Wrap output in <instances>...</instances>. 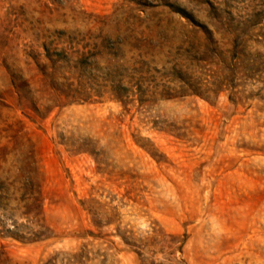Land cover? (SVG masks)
Wrapping results in <instances>:
<instances>
[{
  "label": "rangeland",
  "instance_id": "374dc122",
  "mask_svg": "<svg viewBox=\"0 0 264 264\" xmlns=\"http://www.w3.org/2000/svg\"><path fill=\"white\" fill-rule=\"evenodd\" d=\"M0 180L33 183L49 229L0 236L3 264H139L116 225L184 236L187 264H264V0H0Z\"/></svg>",
  "mask_w": 264,
  "mask_h": 264
},
{
  "label": "trees",
  "instance_id": "16d2710c",
  "mask_svg": "<svg viewBox=\"0 0 264 264\" xmlns=\"http://www.w3.org/2000/svg\"><path fill=\"white\" fill-rule=\"evenodd\" d=\"M71 52L74 53L73 49L67 51V54L64 53V56H70ZM78 55H84L83 51H80ZM46 56L49 58V55ZM113 86L121 87L118 82H115ZM78 94L82 96L89 94V97H81L83 100H88L87 98L93 94L100 96L99 93H92L85 89L78 91ZM114 98L122 100L119 95H115ZM107 197L109 202L104 203L92 197L88 200V212L95 225L99 227L110 226L117 222L116 206L110 205L114 196ZM41 211V195L33 183H22L15 187L12 183L0 180V236L22 242L49 237V229L43 222ZM22 219L25 221H19ZM115 233L137 254L139 264H187L183 257L186 239L180 234L165 233L158 229L136 234L132 229L121 228L119 225H116ZM100 255L104 256V253L93 251L87 245H83L71 252H56L44 264H95ZM104 262L103 258L98 264H105ZM0 264H3L2 260Z\"/></svg>",
  "mask_w": 264,
  "mask_h": 264
}]
</instances>
